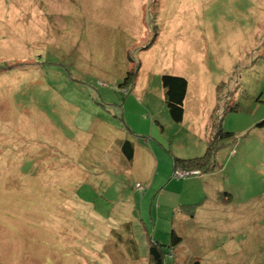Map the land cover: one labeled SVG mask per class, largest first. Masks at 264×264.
<instances>
[{
	"label": "rangeland",
	"instance_id": "obj_1",
	"mask_svg": "<svg viewBox=\"0 0 264 264\" xmlns=\"http://www.w3.org/2000/svg\"><path fill=\"white\" fill-rule=\"evenodd\" d=\"M165 73L189 81L183 128L163 98ZM212 113L233 137L216 141L206 178L220 192L199 198L202 216L217 201V218L187 255L264 264V0H0V264H153L149 242L170 243L187 194L173 178L160 216L147 155L138 149L129 177L113 144L127 122V134L167 147L170 135L185 153ZM136 179L151 188L142 203Z\"/></svg>",
	"mask_w": 264,
	"mask_h": 264
},
{
	"label": "trees",
	"instance_id": "obj_2",
	"mask_svg": "<svg viewBox=\"0 0 264 264\" xmlns=\"http://www.w3.org/2000/svg\"><path fill=\"white\" fill-rule=\"evenodd\" d=\"M136 76V71L132 70L129 71L127 76L125 77L124 84H129L133 80H135ZM162 80V85H163V98L165 99L167 103V107L169 109V114L171 117V121L174 122L176 125H183L184 120H185V100L186 96L188 93V88H189V81L185 76H181L179 74H171V73H165L161 77ZM221 86L217 87V90H220ZM218 105V104H217ZM231 109H236V106H231L229 107ZM218 110V107H216L215 112ZM226 111V108L224 110H219L218 111V117L217 120H221L223 113ZM214 112V114H215ZM213 113L211 114V118L208 121V128H210V132L208 135V141H207V148L205 151H203L202 154L195 155V156H182L179 154H173L170 152V142L172 140V137L170 135L167 136V139H169L168 147L164 145L163 142L152 139L150 136L147 134H137L133 130H131L132 133L124 135V137H120L115 141L113 146H115V153L114 157L116 158L115 162L118 164L119 158H123L125 160V165H131L134 162V159L136 157V149H137V138L139 137H144L146 142L143 143V145L151 147V145H158L159 147L163 148L165 151H168V156L171 157V163H172V168L170 173V179L177 178L180 181L185 180V179H193L196 177H202L209 174V172L214 171V169L217 166V150H215V144L217 140H220L223 137H230L232 138V133L231 132H224L221 129V124L214 122V118L212 120V117L214 115ZM216 115V114H215ZM126 122V121H125ZM153 122V121H152ZM127 123V122H126ZM125 123V126L127 127L128 125ZM154 123V122H153ZM259 126H264V119L258 123ZM125 127V128H126ZM184 127V125H183ZM217 128L218 132L216 135V138L214 137L215 131H213L212 135V130L214 128ZM128 128H130L128 126ZM131 129V128H130ZM161 129L164 131L165 126H161ZM127 132V130H126ZM145 135V136H144ZM158 138V137H157ZM150 142V144H148ZM113 151L111 147V152ZM170 152V153H169ZM121 163V161H120ZM159 164H157V167ZM162 168V164H161ZM185 172L184 175H179V173ZM161 175H158L156 178V182L160 180ZM138 183L141 185V187H138ZM166 184V183H165ZM135 186L137 189L140 190L141 193H144L150 189L147 188V185L143 184L140 180L136 181L135 180ZM155 190V189H153ZM205 194V193H204ZM205 196V195H204ZM204 196H202L204 198ZM225 197H230L233 198V195L230 192H226ZM203 199L200 200V202ZM199 201V200H198ZM200 202H194V203H183L181 205L182 210L186 212L188 215H192L193 209L197 207L198 205L200 206ZM179 218L180 216L174 220L173 225L174 228L171 230V241L169 244L162 243L158 240H150L149 245H148V259L151 263L153 264H165L167 261V258H173L175 260L176 264H201L200 259L198 258H191L185 261H178L176 259L177 257V246L182 243L183 238L181 237L180 234H178L177 227H175V224L179 225ZM121 239L130 245V250L132 252V257H137L135 256V249L134 246L130 243V237H124L121 236Z\"/></svg>",
	"mask_w": 264,
	"mask_h": 264
},
{
	"label": "crops",
	"instance_id": "obj_3",
	"mask_svg": "<svg viewBox=\"0 0 264 264\" xmlns=\"http://www.w3.org/2000/svg\"><path fill=\"white\" fill-rule=\"evenodd\" d=\"M188 94H189V88H188L186 100L188 98ZM186 100H185V103H186ZM187 112H188V117H189V111H187L186 107H185V120L187 117ZM185 120L183 123L184 126H185ZM208 121H209L208 120V114H205L204 120L200 126V129L202 128V125H206V127H207ZM183 125H178V126H179V128L180 127L183 128ZM173 127H174V125H173ZM190 129H191V131L188 135L193 134L194 128L192 126H190ZM122 132H124L125 135H127L125 127L122 128ZM209 132H210V130H208V127L205 128V134L201 133L200 135H198V138L194 141L195 147H194V145H191V147L189 149H186L184 151L185 153H183V152L178 153L177 149H174L173 144H172L173 143V139H172L171 142L169 143L170 144V147H169L170 152L173 154H179L182 156H195V155L202 154L203 151H205V150H203V148H201V147H204V149L207 148V141H208L207 138H208ZM137 140H138V138H137ZM180 140H182L180 143L181 145L177 146L176 148L185 146V141H184L185 139L181 138ZM111 145H112V143H111ZM153 147H148L146 145L144 146V145L138 144V147L136 149V157L134 159L133 164H131V165L123 164L122 165V163L126 162L125 160H123L122 157L119 158L118 164L116 162L115 163H116V165L119 166L121 171H124V173L127 174V176L135 177L134 166H135V161L137 159L138 149L141 150L142 153L147 155L148 161H146L144 159L143 160H144V163H147L146 168L148 169V171L143 170V173L147 175L148 183L151 182L152 189H158L160 191L159 196H160V202L161 203L159 202L157 204V207H156L160 211V209L163 206H166V207L168 206L169 208L171 206V203H169L167 205V204H164L162 202V196H163L164 192H166L167 189L170 187V185H171L170 183L173 181L172 179H170V173L172 170V163H171L172 161H171V157L168 156V154H167L168 151H165L163 148L156 145V143H155V145H153ZM160 155L162 156L163 160H161V158H159ZM120 161H121V163H120ZM154 162H155L156 168H155V171L151 174L150 171L154 165ZM157 164H159L158 167H157ZM161 164H162V168H161ZM214 171H216V169H214ZM214 171H212V172H214ZM161 174H162V176L160 177V180L156 182V178L158 177V175H161ZM213 176H214V174H208V175H205L202 177H196L193 179L181 180L180 181L181 187H183L182 193L187 194L185 201H183L181 203V205L185 202H187V203L200 202L199 198L204 196L205 194L209 195V192L211 189H212V194H214V197H216L217 194L220 192L221 186H219L217 188L216 186L211 185L209 183V181H207V179H206V178H210V180H214V179H212ZM138 180L139 179H136V181H138ZM150 193H151V189L143 193V196L141 198V203H142V201L144 202L145 200H147L149 198ZM130 203L132 204V207L134 205L136 206L137 205L136 198L134 197L133 200L130 201ZM217 205H218L217 201H213L211 203V205L209 206V208L205 212L203 211V214H205L203 216L197 212L198 210H200L199 205L193 209L194 211H193L192 215L191 214L188 215L186 212H184L182 210V207L180 208L179 214H178V217L180 216L179 225L175 224V227H177L178 234H180L181 237L183 238L182 243L177 246L178 254H177L176 259L178 261H185V260H188L191 258H196V256L192 257V256L187 255V253H191V252L195 251L194 250V242H192V236L195 234L200 235V230H198V228L201 225H206V226L214 225V222L211 220L212 219L214 220L217 218V215H218V213L216 212L217 211ZM154 207H155V205H154ZM127 210L131 211V207L127 208ZM159 215L160 216L162 215L161 211L159 212ZM198 220H202L203 222H199ZM173 227H174V225H173ZM188 233H190L189 234L190 237L188 238V244L186 245V243H187L186 238L188 237ZM129 250H130V248H129Z\"/></svg>",
	"mask_w": 264,
	"mask_h": 264
},
{
	"label": "built area",
	"instance_id": "obj_4",
	"mask_svg": "<svg viewBox=\"0 0 264 264\" xmlns=\"http://www.w3.org/2000/svg\"><path fill=\"white\" fill-rule=\"evenodd\" d=\"M181 174L184 175L185 172L179 173V175H181ZM138 186L141 187V185L139 183H138Z\"/></svg>",
	"mask_w": 264,
	"mask_h": 264
},
{
	"label": "clouds",
	"instance_id": "obj_5",
	"mask_svg": "<svg viewBox=\"0 0 264 264\" xmlns=\"http://www.w3.org/2000/svg\"><path fill=\"white\" fill-rule=\"evenodd\" d=\"M139 187V186H138Z\"/></svg>",
	"mask_w": 264,
	"mask_h": 264
}]
</instances>
